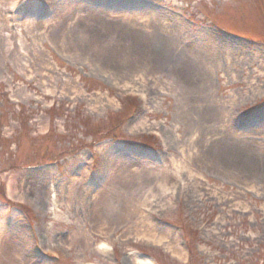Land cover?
I'll return each mask as SVG.
<instances>
[{
    "label": "rangeland",
    "instance_id": "rangeland-1",
    "mask_svg": "<svg viewBox=\"0 0 264 264\" xmlns=\"http://www.w3.org/2000/svg\"><path fill=\"white\" fill-rule=\"evenodd\" d=\"M86 3L0 0V187L30 211L7 208L0 264H264V0ZM225 12L244 24L224 32ZM123 88L147 93L145 113L119 99ZM141 122L167 136L164 158L132 137ZM172 162L193 174H179V199ZM120 166L127 179L106 184ZM150 172L168 186L148 205ZM174 220L204 229L193 237ZM140 221L166 241L138 243ZM45 247L65 253L53 263Z\"/></svg>",
    "mask_w": 264,
    "mask_h": 264
},
{
    "label": "bare ground",
    "instance_id": "bare-ground-1",
    "mask_svg": "<svg viewBox=\"0 0 264 264\" xmlns=\"http://www.w3.org/2000/svg\"><path fill=\"white\" fill-rule=\"evenodd\" d=\"M14 3L15 2H13V4H12V6L14 5ZM111 15V14H110ZM175 21L176 22H178V19H175ZM51 22V20H48V21H46V22H44V23H42V24H48V23H50ZM144 23H147L148 24V21H145ZM174 32V31H173ZM208 36V35H207ZM209 38H208V40H209V45L211 46V44L213 45V38L209 35L208 36ZM207 51V50H206ZM208 52V51H207ZM214 56V54L213 53H209L208 52V57H213ZM142 83H144L143 81H142ZM127 87V85H124V87ZM136 127H138V128H141V129H139V130H144L145 128H143V127H146V123L145 122H141V123H139V124H137V125H135ZM133 130H136V129H133ZM172 163H174L172 166H173V168H174V171H173V175H175V185H171V186H173V187H176V182H177V177H178V175L179 174H181V173H183L184 171H186L187 172V175L189 176V177H193V174H192V172H190V170L189 169H187V168H185V167H183V166H181V165H179L177 162H172ZM119 169H120V171L118 170V171H116V173L117 174H114V171H115V168L114 169H112L111 168V172H113V173H110V175H109V177H108V179H107V181H106V184L108 183V182H111V178H112V180L113 179H115V176H118L119 178H118V180H122V181H124L125 179H127V176L128 175H124V171H125V169H122V167L120 166L119 167ZM137 172V169H135L134 171H132V172ZM143 173H147V172H143ZM158 173V172H157ZM152 173V172H150V173H148V174H150V175H152V176H157V178H156V187H157V191H158V193H156V194H152L151 195V199H149V200H147L148 201V205H150V203H151V201L152 200H154V199H157V198H159V197H161L164 193H166L167 192V179L165 178L166 176H164V174H162L161 172L160 173ZM172 187V188H173ZM177 188V187H176ZM174 189V188H173ZM172 189V190H173ZM251 189H253L254 190V188H251ZM102 191H103V189L102 190H99V191H97V193L95 194V197L93 198V200H94V202H96L97 201V199L99 198V195L102 193ZM159 193H161L160 195H159ZM70 197H71V195L69 194L68 195V197H67V200H69L70 201ZM148 206H142V208H147ZM95 213H94V207H93V209H92V215H94ZM5 215H6V209L5 208H0V235L2 234V232L4 231V224H5ZM14 217H15V219H21L20 218V215H19V213H14ZM144 220V219H143ZM145 221V220H144ZM146 222V221H145ZM145 222H143V221H140L138 224H136L135 225V230L137 231H139V234H134L135 236H136V238H140V239H142V240H144V241H146V242H151L152 244H155L156 243V245L157 246H159L160 244H162L164 241H166V236L165 235H163V234H160V235H158V234H156L155 233V231H153V230H151L150 229V227H151V224L150 223H148L147 225L145 224ZM141 224H144L145 225V227L144 228H142L140 225ZM4 225V226H3ZM150 225V226H149ZM95 227V226H94ZM98 234L99 233H101L102 235H106V234H104L103 232H102V230H101V227H98L97 228V231H96ZM130 235H132V234H128V233H125V234H123L122 235V237H128V236H130ZM1 237V236H0ZM178 247V248H177ZM167 250H168V252L170 253L171 252V254L173 255V256H182V255H184V249L183 248H179V242L178 243H176V242H174L173 244L171 243L170 245H168L167 246V248H166ZM96 251L98 252V253H100V254H105V253H109L108 251V249H107V247L105 246V245H98L97 246V249H96ZM8 257H11L10 256V254L8 253V250H3L2 248H1V245H0V261H4V259H7ZM133 261H135V264H140V263H142V262H139V259H138V257H136V258H134L133 259ZM145 264H154V262L151 260V259H146L145 260Z\"/></svg>",
    "mask_w": 264,
    "mask_h": 264
}]
</instances>
